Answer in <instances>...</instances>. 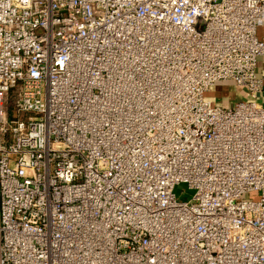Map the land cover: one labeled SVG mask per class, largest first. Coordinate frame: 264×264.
<instances>
[{"label":"built area","instance_id":"obj_1","mask_svg":"<svg viewBox=\"0 0 264 264\" xmlns=\"http://www.w3.org/2000/svg\"><path fill=\"white\" fill-rule=\"evenodd\" d=\"M261 26L264 0H0V264H264Z\"/></svg>","mask_w":264,"mask_h":264},{"label":"rangeland","instance_id":"obj_2","mask_svg":"<svg viewBox=\"0 0 264 264\" xmlns=\"http://www.w3.org/2000/svg\"><path fill=\"white\" fill-rule=\"evenodd\" d=\"M234 88V86H231L230 88L226 83L220 82L217 84V86L214 87L213 92L211 93V96L215 97V100H218V103L222 97H232L231 90ZM233 91V90H232ZM175 194L177 195L178 199L180 200H189L194 194V191L189 188L188 184L182 183L176 186L175 188ZM256 197L257 195H253Z\"/></svg>","mask_w":264,"mask_h":264},{"label":"crops","instance_id":"obj_3","mask_svg":"<svg viewBox=\"0 0 264 264\" xmlns=\"http://www.w3.org/2000/svg\"><path fill=\"white\" fill-rule=\"evenodd\" d=\"M258 36L261 39H264V26L259 27V29H258ZM232 90H231V93H232L231 95H232L233 99H235L236 96L239 98V93H238L237 89L234 87ZM232 101H234V100H232Z\"/></svg>","mask_w":264,"mask_h":264}]
</instances>
